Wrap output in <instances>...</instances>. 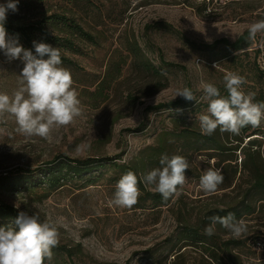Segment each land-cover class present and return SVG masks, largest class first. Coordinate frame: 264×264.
I'll list each match as a JSON object with an SVG mask.
<instances>
[{"label": "rangeland", "instance_id": "obj_1", "mask_svg": "<svg viewBox=\"0 0 264 264\" xmlns=\"http://www.w3.org/2000/svg\"><path fill=\"white\" fill-rule=\"evenodd\" d=\"M47 2L53 13L74 19L97 38L94 45L72 37L78 52L58 48L75 62V66H62L71 72L83 115L67 126L54 129L49 139L28 138L16 133L14 119L6 116L0 122L3 130L0 131V172L23 167L36 173L58 155L77 159L102 156L120 164L129 162L152 145L162 129L171 126L169 115H186L199 126L196 117L206 114V102L190 101L189 108L176 114L170 110L156 113L146 107L171 101L176 89L183 87L190 88L200 100L201 79L217 86L222 95L225 92L221 90L223 77L233 72L245 77L242 87L246 93L264 90V79L255 76L257 67L264 70V46L260 44L264 36L258 34L257 43L249 47L251 51L240 53L239 58L233 60V56L222 58V45L215 50L207 48L221 38L234 42L247 31L249 24L264 18V0L237 2L211 10L197 0ZM2 3L7 0H0ZM48 29L54 35L67 36L52 26ZM133 38L154 65L163 69L162 82L166 87L151 96L144 94L158 79L135 69L133 56L127 51L128 41ZM19 43L23 45L20 40ZM256 49L260 52L256 53ZM118 64L120 73L114 74ZM22 67L20 60L8 62L0 51V92L11 94L18 88ZM109 72L114 77L109 78L104 96L94 102L92 92ZM135 97L138 98L133 102ZM260 127L264 129V121ZM261 150L264 151V141ZM211 153L179 154L189 161L191 172L186 173L187 182L180 197L170 207L152 209L146 203L145 208H137L138 203H143L141 194L131 209L111 206L109 201L122 174L107 162V166L96 172L68 178L58 189L40 184L13 192L0 189V195L20 212L36 213L41 221L56 225L59 245L66 250L55 254L50 264H173L180 250L184 252L180 263L201 264L202 249L186 243L181 236L184 221L193 227L202 225L208 211L235 205L241 199L238 195L249 186L245 174L238 181L240 188L235 191L203 192L199 180L211 166L208 161L214 160L208 157ZM93 174L96 178L90 176ZM262 203H256L254 213L240 218L247 225V233L236 239L264 235ZM205 227L206 224L202 225L200 232H204ZM216 231L223 240L233 237L226 229ZM247 251L246 245L242 255L244 264H264V252L248 254Z\"/></svg>", "mask_w": 264, "mask_h": 264}, {"label": "trees", "instance_id": "obj_2", "mask_svg": "<svg viewBox=\"0 0 264 264\" xmlns=\"http://www.w3.org/2000/svg\"><path fill=\"white\" fill-rule=\"evenodd\" d=\"M202 5L206 7L203 3ZM50 12L52 11L47 0H19L18 11L15 13L9 11L7 15L5 24L7 33L10 36L18 34L19 40L22 41L25 48L31 50L33 54H35L33 41L48 43L57 48H64L72 52L79 51L72 37L94 45L97 44L96 36L85 30L74 19L64 15H57L53 12L48 15ZM48 26H52L59 33L67 34L68 37L54 35L48 29ZM221 45L224 47L221 50L223 52L222 58L233 56L231 57L233 60L239 58L240 55L235 53L240 49L249 48L253 44L247 40L246 31L234 42H230L226 38H221L207 45V48L215 50ZM127 51L133 56V64L137 71L147 73L158 79L156 83L147 87L148 91H146L144 96H151L166 87V83L162 82V67L154 65V62L148 58L134 38L132 41H128ZM255 52L259 53L260 50L256 49ZM241 54L245 53L243 52ZM44 58H47V56ZM61 59L62 64L75 66V62L62 53ZM119 68V64L115 65L113 70L114 74L120 73ZM114 74L109 72L107 78L96 85V89L92 92L94 102L104 96L105 89L108 88L107 83L109 82V78L113 79ZM255 76L264 79V70L257 67ZM221 90L225 91L222 95L226 96L227 91L224 85ZM136 98L138 97H135L133 102H135ZM255 100L257 102H264V90L256 93ZM191 105L192 103L190 101L179 97L165 103L148 106L146 110L156 113L163 110H170V112L176 114L179 113L177 111L178 109H187ZM169 119L171 126L162 129L154 143L145 147L137 158L129 162L120 164L115 159L107 160L102 156L77 159L65 155H58L42 169H38L36 173L23 167L0 172V189L13 192L19 191L20 189L27 190L32 186H38L40 184H47L51 189H58L65 184L68 178L82 177L90 172H96L99 168L107 166L106 162L110 167L119 170L122 175L131 170L140 177L152 169L160 167L159 161L163 154L171 157L172 155L179 154L190 156L192 153L212 152L208 157L214 159V166L221 168L225 177L224 182L216 192L237 190L240 188L238 181L243 179L245 174H247L246 180L249 186L243 191L242 195H238L241 199L235 205L215 207L208 211L202 218V225L206 224L208 226L210 223L208 217L213 215L223 217L228 213H234L236 219L239 220L244 216L254 213L256 203L264 202V151L261 150L264 141V129L248 126L242 129L241 134L238 136L227 132L222 133L217 129L211 136H207L202 135L196 122L188 120L186 115H169ZM239 154H241L240 161H238ZM190 172L191 169L186 171V173ZM90 176L95 177L94 174ZM93 177H90V179L92 180ZM138 187L141 192L140 200L143 203H138L137 208H145L146 203H149L152 209L170 207L177 200L176 198L179 199L180 197V195L179 197L173 196L168 201H163L161 195L156 193L152 188L145 186L143 181H140ZM261 206L264 208V203ZM19 212L18 207L7 202L0 195V227H16L14 220ZM180 220L182 221V219L178 221ZM184 222V230L181 236L184 237L183 239L186 243L193 246L197 245L202 249L201 264H244L242 259V255L244 254L243 247L247 245L248 251L246 253L254 254L257 250L254 249L253 243L257 239L264 238V235L259 234L251 238L247 237L244 240L234 237L223 240L221 239L222 235L218 231L209 237L204 235V232H200L199 229L202 230L201 224L198 227H193L187 220ZM221 229L224 230L221 225L217 224L216 230ZM61 250H66V247L58 245L53 249L54 255ZM180 251L174 257L175 261L173 264H183L179 260L183 257L184 252ZM45 264L49 263L46 261Z\"/></svg>", "mask_w": 264, "mask_h": 264}, {"label": "clouds", "instance_id": "obj_3", "mask_svg": "<svg viewBox=\"0 0 264 264\" xmlns=\"http://www.w3.org/2000/svg\"><path fill=\"white\" fill-rule=\"evenodd\" d=\"M18 4L19 0H7V3L0 4V51L8 62L20 60L23 63L18 77V88L11 94L0 92V122L6 116L11 117L17 125L16 133L28 138L49 139L54 129L67 126L81 117L83 106L70 70L62 66L61 52L57 47L33 41V54L19 43L18 34L9 36L7 33V15L9 11L17 12ZM258 34L264 36V18L249 24L247 40L255 45ZM260 44L264 46V40ZM245 51H251V48L240 49L238 54ZM218 66L215 65L216 68ZM223 81L226 96L221 95L219 88L213 83L201 79L199 90L203 95L200 100H197L188 87L177 88L173 99L179 96L188 101L207 103L206 114L196 117L202 135L211 136L219 129L222 133L238 136L248 126L260 127L264 121V102L255 100L256 93H246L243 90L245 77L227 72ZM208 163L211 166L200 177L199 188L211 194L218 190L225 177L223 170L214 166V160ZM159 164L160 167L140 177L131 170L122 175L115 186L110 205L128 209L135 206L141 194L138 187L140 181L145 186H152L163 201L179 196L187 182L189 161L182 155L169 157L163 154ZM208 220L210 223L203 233L206 236L215 234L217 224L234 238L247 233L245 221L236 219L234 213L223 217L213 215ZM14 224L16 227H0V264H45L46 261L50 264L54 256L53 249L60 243V233L56 225L48 220L41 221L36 213L29 215L24 211L18 213Z\"/></svg>", "mask_w": 264, "mask_h": 264}, {"label": "built area", "instance_id": "obj_4", "mask_svg": "<svg viewBox=\"0 0 264 264\" xmlns=\"http://www.w3.org/2000/svg\"><path fill=\"white\" fill-rule=\"evenodd\" d=\"M197 1L203 3L208 10H211L212 8L217 6L223 7L233 2H243L248 0H197ZM253 247L257 251H264V238L257 239L253 243Z\"/></svg>", "mask_w": 264, "mask_h": 264}]
</instances>
